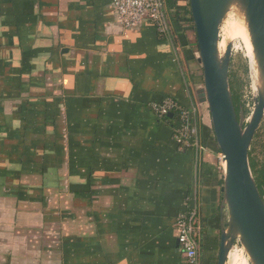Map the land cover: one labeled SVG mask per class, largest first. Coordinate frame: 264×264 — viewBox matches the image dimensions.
Here are the masks:
<instances>
[{
    "label": "crops",
    "instance_id": "0c3cea01",
    "mask_svg": "<svg viewBox=\"0 0 264 264\" xmlns=\"http://www.w3.org/2000/svg\"><path fill=\"white\" fill-rule=\"evenodd\" d=\"M193 39L123 28L112 0H0V264H185L192 206L198 264H216L224 169ZM165 97L204 113L205 150L178 147Z\"/></svg>",
    "mask_w": 264,
    "mask_h": 264
},
{
    "label": "water",
    "instance_id": "95a60500",
    "mask_svg": "<svg viewBox=\"0 0 264 264\" xmlns=\"http://www.w3.org/2000/svg\"><path fill=\"white\" fill-rule=\"evenodd\" d=\"M196 36L195 55L202 71L198 101L206 103V124L222 153L225 166L216 264H227L238 243L250 264H264V197L252 175L249 147L264 116V0H188ZM245 25L256 68V95L247 117L236 114L229 81L232 40L220 53V31L228 14ZM172 117V112L167 114Z\"/></svg>",
    "mask_w": 264,
    "mask_h": 264
},
{
    "label": "built area",
    "instance_id": "2783aa9c",
    "mask_svg": "<svg viewBox=\"0 0 264 264\" xmlns=\"http://www.w3.org/2000/svg\"><path fill=\"white\" fill-rule=\"evenodd\" d=\"M112 7L119 24L123 28H133L147 22L154 25L158 34H163L168 30L164 0H112ZM203 104L206 107L204 113L207 114V105L206 103ZM151 109L158 117H163L169 112L179 114L180 122L178 126L173 128L172 136L180 149L188 147L198 151L205 150V147L199 142L198 135L200 121L203 122L204 113L200 114L198 106L185 108L174 99L165 97L158 103H153ZM217 155L224 169L223 155L220 151ZM173 229L185 262L198 264V238L201 226L197 208L195 206L186 207L185 210L177 213ZM238 245L235 243L233 248L242 251Z\"/></svg>",
    "mask_w": 264,
    "mask_h": 264
},
{
    "label": "rangeland",
    "instance_id": "374dc122",
    "mask_svg": "<svg viewBox=\"0 0 264 264\" xmlns=\"http://www.w3.org/2000/svg\"><path fill=\"white\" fill-rule=\"evenodd\" d=\"M234 13L235 12L232 11L230 14H228L227 19L221 28L220 36H222L223 33L226 32L232 25L235 16ZM232 46L233 49L229 73L232 74V78H235V81L238 83L237 91L241 100L244 102L245 108L247 109L245 112V118L247 119L253 108L252 98L256 95V86L250 74L249 59L243 40L241 38L232 40ZM244 66L247 67V72H244ZM249 156L258 161L264 159V116L262 117L259 127L250 143ZM238 246L240 247V245ZM232 252L233 251H231L229 256V262L227 261L228 264H250L243 250L242 252L238 251V253H243L241 254L243 256L234 254Z\"/></svg>",
    "mask_w": 264,
    "mask_h": 264
},
{
    "label": "trees",
    "instance_id": "16d2710c",
    "mask_svg": "<svg viewBox=\"0 0 264 264\" xmlns=\"http://www.w3.org/2000/svg\"><path fill=\"white\" fill-rule=\"evenodd\" d=\"M164 3L166 7V13L169 16L168 19L170 23H175V26L177 25L178 22L179 23H182V22L189 23L191 26L192 32H194V25H193L192 18H191L188 0H164ZM192 41L196 48L195 32H194V39ZM243 69H244V72H247L246 66H244ZM229 81H230V90H231V96H232V101H233L235 112L236 114H238L239 111L241 110L243 114L245 115V112L247 109L245 108L244 102L241 100L240 95L237 91L238 83L235 81V78H232V74L230 73H229ZM160 118L163 119L168 124L172 132H173V128L178 126V123L180 122L179 114L177 112H172V117H168L167 115H165ZM200 126L205 128L203 124H200ZM171 134L173 135V133ZM198 135L200 136V134ZM186 149H190V148L187 147ZM249 160H250V167H251L252 175L254 177L256 186L261 196L264 197V159L258 161V160L253 159V157L249 156ZM185 264L187 263L185 262Z\"/></svg>",
    "mask_w": 264,
    "mask_h": 264
},
{
    "label": "bare ground",
    "instance_id": "6f19581e",
    "mask_svg": "<svg viewBox=\"0 0 264 264\" xmlns=\"http://www.w3.org/2000/svg\"><path fill=\"white\" fill-rule=\"evenodd\" d=\"M236 38H241L244 42L246 53L249 59L250 74L256 86L257 77H256V68H255V63H254L252 45L249 41V37L246 31L245 25L236 16H234L232 25L229 27V29L226 32L223 33V35L220 38V43H219L220 53L223 52L227 40H235ZM223 164L225 166L224 162ZM240 264H243V263H240Z\"/></svg>",
    "mask_w": 264,
    "mask_h": 264
}]
</instances>
